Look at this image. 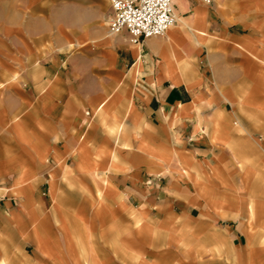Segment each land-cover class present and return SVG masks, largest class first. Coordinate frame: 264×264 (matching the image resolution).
Masks as SVG:
<instances>
[{"label": "crops", "instance_id": "obj_1", "mask_svg": "<svg viewBox=\"0 0 264 264\" xmlns=\"http://www.w3.org/2000/svg\"><path fill=\"white\" fill-rule=\"evenodd\" d=\"M10 2L0 264H264V0L139 44L110 0Z\"/></svg>", "mask_w": 264, "mask_h": 264}, {"label": "built area", "instance_id": "obj_2", "mask_svg": "<svg viewBox=\"0 0 264 264\" xmlns=\"http://www.w3.org/2000/svg\"><path fill=\"white\" fill-rule=\"evenodd\" d=\"M174 3L175 0H112L108 30L111 34L126 30L136 44L163 36L176 23Z\"/></svg>", "mask_w": 264, "mask_h": 264}, {"label": "rangeland", "instance_id": "obj_3", "mask_svg": "<svg viewBox=\"0 0 264 264\" xmlns=\"http://www.w3.org/2000/svg\"><path fill=\"white\" fill-rule=\"evenodd\" d=\"M10 1H13V0H0V21L5 20V17L9 18L8 13H10V12H9L8 7H9V5H13L12 2H10ZM111 1L112 0H110V4H111ZM100 7H103V6L100 5L99 3H97L96 9H100ZM25 14H26L25 17H28V15H30V11L28 14L27 13H25ZM109 15H110V13H109ZM109 15H107V17L104 20V23L106 26H107V20H108ZM23 17H24V15H23ZM1 18H4V19H1ZM19 20L21 21V19H19Z\"/></svg>", "mask_w": 264, "mask_h": 264}]
</instances>
